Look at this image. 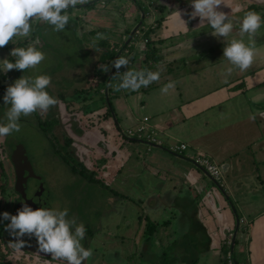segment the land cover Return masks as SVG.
I'll list each match as a JSON object with an SVG mask.
<instances>
[{"label":"crops","instance_id":"obj_1","mask_svg":"<svg viewBox=\"0 0 264 264\" xmlns=\"http://www.w3.org/2000/svg\"><path fill=\"white\" fill-rule=\"evenodd\" d=\"M227 1L225 0V4L219 6L218 10L231 14V8H239L238 12L231 14V20L237 27L243 18L237 19L235 15L241 14L244 17L247 11L244 6L240 8L239 5L237 7L233 2ZM94 2L90 4L91 10L88 13L83 11L81 15H77L67 11L70 15L68 23L73 21L80 24L78 19L86 17L83 21L92 26L87 30L92 44L89 45V50H85L86 54H89L88 59L92 61V72L86 77L87 82L83 88L103 80L106 75L109 76V72L102 71L100 65H109L111 69L110 63L113 60L104 59L103 54L117 52L129 35L126 36L128 25H132L119 11L115 15L102 13L100 6L108 2L107 0ZM96 2H100L99 7H95ZM147 3L152 11L151 21L141 29L140 38L133 37L135 39L124 50V56L129 58L128 69L130 67L134 71H140L145 66L147 70L158 71L160 79L147 86L146 91L145 87H141L137 95L136 92L130 91L129 97L137 98L133 102L126 94L123 95L121 90H116L122 75H115V111L123 120L133 121L135 127L137 122L140 125L143 119L147 118L146 124L155 131L156 139L161 136L163 140H169V144L160 140V146L164 149L147 147L145 153L133 146L132 151L137 152V159L141 160L135 157L134 163H129L128 151L120 148L115 153L108 150L109 146L104 142V138H108L109 143H112L114 131L118 128L117 133L120 132L117 121L113 123L107 118L103 119L102 125L90 122L91 129L84 132H89L87 137L92 140L89 143V139L84 137L83 142L88 139L87 146L93 147L96 162L98 159L105 162V166H102L104 178L111 177L112 180L122 176L121 181L125 182L128 181L127 177H131L130 180L134 179L143 185V193L132 191L131 194H119L123 215L127 205L139 206L132 212L136 215V226L139 230L135 234L138 236V239L135 238L137 249L141 244L142 249L149 246L144 235L146 224L149 222L158 225L156 234L160 233L161 228L168 231L164 245L174 247L172 252L189 257L187 254L193 256L197 253L195 248L200 245L203 252L200 251L201 254L197 255L200 256L195 259L197 264L206 262L203 254H209L206 257L211 261L218 253L222 260L224 255L221 248L226 245L234 231L236 215L238 219L246 222L247 235L244 243L246 242L247 250L240 247V251L245 255L243 260L247 264H264V117H258L257 112L264 101V95L256 97L251 93L264 85V67L259 65L251 75L242 79L241 75L236 78L228 73V65L225 66L228 61L223 58V48L217 52L221 56L219 60L214 57L205 62L206 60L202 59L199 62L201 66L193 68L197 64V57H202L205 52L214 53L211 48L203 51L197 47L198 42L213 37L212 30L202 33V30L210 28V25H200L199 18L189 19V16L184 14L192 11L191 2L145 4ZM80 8L86 9L84 6ZM177 10L181 11V18L187 27L174 15ZM258 11L261 12V9ZM35 24L41 31L47 26L43 22ZM99 34L104 38H99ZM143 39H148L147 45L143 44ZM228 40L229 37L223 38L224 47ZM149 48L155 50V55H146L145 52ZM97 52L99 54H96ZM155 59H158L157 63ZM95 72L101 78H98ZM169 82H174V88L169 89L167 93L162 92L161 89ZM73 91L75 90L71 92ZM241 96H244L243 102ZM77 101L68 100L73 103ZM138 109L141 112L145 109L142 118ZM107 131L112 133L107 134ZM132 143L141 145L136 141ZM182 143L187 145L185 151L179 153L169 150ZM198 154L209 157L217 165L222 175L221 182L213 178L215 183L212 182L211 177H206L193 164L192 159ZM137 163L143 168L139 174L136 172ZM0 177L3 178L1 175ZM4 186L0 184V193ZM220 187L224 193L220 191ZM122 197L126 201H123ZM144 207L148 210L143 209ZM123 238L120 239L122 246ZM189 244H193L195 248ZM103 245L109 249V244ZM92 250V255H97L96 249ZM36 254V264H67L63 260H52L50 255L40 254L38 251ZM135 255H140V252L137 250ZM155 261L157 260L153 257L151 261L145 260L148 264H155ZM189 261L182 258L178 264H186Z\"/></svg>","mask_w":264,"mask_h":264},{"label":"rangeland","instance_id":"obj_2","mask_svg":"<svg viewBox=\"0 0 264 264\" xmlns=\"http://www.w3.org/2000/svg\"><path fill=\"white\" fill-rule=\"evenodd\" d=\"M107 1L108 2L103 3V6H100V2H96L95 7L100 6L102 8L101 12L105 15H112V13L113 15H115V13H117L118 11L123 14L127 22L129 21V23H132V25L134 24L133 26L128 25V32H131L134 26L139 21L140 11L145 14L142 25L145 26L150 23L152 18V11L148 3L145 4L146 2H153V4L155 5L159 4L160 2H191V0H141L137 2L136 5L133 0ZM236 3L237 2H234L233 5H235ZM250 9L251 11L255 12L256 9H261V12L263 13V23L258 29L254 40L250 41L247 35L243 37V42L245 43V45L254 48L255 56L253 63L244 72H241L238 68H235L233 65H231L229 61L226 62L225 65H228V69L232 68V71L230 73L228 72L229 74L235 75L236 78L241 75V79L243 77H247V75H251L252 73H254L255 71L253 70L259 68V65L264 67V5L261 8L257 6H252ZM68 10L72 11V14L81 15L83 11H87L88 13V11L91 9H81L79 6L75 8L70 7ZM94 10L97 11L96 8ZM85 18L86 17H84L83 19ZM235 18L240 19L243 17L241 14H236ZM83 19H78L80 20V24L75 23L73 21L72 23L69 22L66 25L64 31L62 32L53 31V26L47 24L46 28L40 31L43 40V47L38 48L39 51H42L45 54V59L35 69L29 68L25 71L13 69L7 72L8 77L5 81L0 78V87L2 86V88H4V91L6 92L7 87L14 84V82L22 76L32 78H35L39 75L50 76L51 83L47 87L46 91L49 93L50 96L56 98L58 101V103L55 106L50 107L47 112L37 111V113L41 117V120L47 123V126L43 127L42 129H39V127H37V121L39 122V120L33 113L29 116L22 115L19 119L20 130L18 132L14 131L7 137L0 138V148L4 150V153L6 154L9 160L4 161V167L6 168L7 173V180H4V178L0 177V184L5 185L2 188V193H0V264H36L38 262V259L36 260L34 256L36 252H31V255H25V253H17L13 250V248L10 246V239L8 238L7 231L5 230V225L9 221L2 219V213H13L11 211L13 209V206L10 201L13 202L17 198V193L14 191L13 187L15 177L13 176L12 163L10 161V158L14 149L19 146L22 147V149L24 150L25 156L27 157L28 161L31 162L35 173L40 176L39 178L41 180V182H38V179H36L34 176H31V179L29 178L30 180L28 183V188L31 190H35L36 192L38 191V184H40L39 194L37 195V197L41 195L40 197L42 201L44 200L45 202H47V204L50 205L51 209H67L68 219L75 218L77 224L82 223L85 226L86 233L84 239L81 240V244L85 249L92 250V248H95L97 255H92L90 258L85 260L83 264H148L145 262V260L147 259L148 261H151L152 257L154 258V260H157L155 261V264H160L162 253L165 252V247H168L164 245L166 243L165 236L168 231L161 228L159 229L160 233L155 235V239L152 238L150 240L148 244L149 246H145V248L142 249L143 246L141 244L137 249L136 239H138V236H135V234L138 229L136 226V215L132 212L138 209L139 206L135 207L133 205H127V207L124 208L126 209L124 211V215L121 212V208L123 209V207L120 206L121 196L119 194H131L132 191H139L143 193L144 188L142 184L135 181L134 179L130 180L131 177H127L128 181L125 182L121 181L122 176H119L118 178H114L112 180L110 179L111 177L107 179L104 178L102 173V166H105V162H103L102 160L97 161V163L95 164L98 165V167L95 168L100 169V171H96L95 169L90 168L91 172L95 175V178L99 181H102L101 184L99 182H96L97 184H93L89 181H85L84 179L77 178L76 176L72 175L71 172L67 169V167L62 163V161H60L59 156L57 157V150L63 147V143H60L62 140L58 142V139L55 136L52 137L51 140H53V143H56V146L50 143V133H57V130H59V127L62 124V122L57 116L52 117L53 115H55V110H58L57 114L59 115V111H62V109L64 108V106L62 105V101H67L65 102V106L66 110L69 111L70 109L74 108L75 104L72 102H68V100L73 101L75 99L78 100L79 98H84L86 101V105L83 108L81 106L82 111H80V115L85 114L86 111H91L94 108L99 109L100 107L107 106L105 96H103V98L101 99L100 95L98 93H95L94 89H92L91 91L84 92L83 95L79 94V98H74V96L76 95V91L82 89L86 90V88H83V86L87 82V80L85 81V79L92 72L90 70L92 61L88 59L89 54H86L85 52V50H89V45L92 44L89 38V33L87 32V30L89 31V28H92V26H90L89 23L84 22ZM34 26L37 27L35 22H33L32 28H34ZM141 29L142 26L138 29L137 32V36H139V38L142 32ZM208 30L211 31V27L208 29L204 28L202 30V33H207ZM20 38L21 37H13V39L5 47L0 48V64L3 62L4 59H11V62H15L16 58L10 55L13 48H26L29 46L26 44L23 45L24 41H19ZM223 38L224 37L213 36L208 38V40L198 42L197 44L201 46L199 47L197 45L198 49L202 48V50L205 51L208 48H211L213 49L214 53L211 54L205 52L203 53L202 57H197V64L193 68L197 69L199 66H201L199 62L202 59H205V62H208L207 59H211L214 57L216 60H219L221 56L217 54V52L218 50L224 48ZM229 38L230 40L233 38L241 39L239 37L238 24L237 27L234 26L232 32L229 35ZM97 40L98 39H96V41ZM230 40H228V43L230 42ZM32 43H34V41ZM96 54H99V52H97ZM124 55L125 54L123 53L122 56ZM218 66L216 67V70H218ZM2 67L3 64L0 66V68ZM145 69V66H143V70ZM122 70L123 71L121 75L123 74V72L132 69L130 67L129 69L124 67L122 68ZM0 74H5V72L0 71ZM94 74H97L96 76L98 78H101L97 72H95ZM100 82H103V80L100 79ZM114 84V81H112V83L110 84V92L108 98L111 107L113 108V114L115 117L114 119L117 121L120 132L117 133L118 128L114 131V141L112 143H109L108 138H104V142H106L109 146L108 150H112L115 153L119 151L120 148L128 151L130 153L129 163H134V158L136 157L137 159V152H134V150L132 151V147L136 146L137 148H139V150H141L142 153H145V151L147 150V146L145 147L137 145V143H132L137 141L138 139L126 136L121 132V130L124 131L128 128L135 129L136 127L133 121L123 120L119 117V115H117L115 111L116 101L113 97V92L115 90L113 86ZM145 88L143 89L148 90L147 87ZM141 89L142 88H140L138 91H135V94L137 95V93H140ZM72 90L75 91L71 92ZM5 92L4 94L0 92V125L7 123L5 113L10 107V105H5L4 103L3 97L5 95ZM121 92L123 95L126 94L129 100H132L133 102L137 100V98L134 99L132 97H129L131 94L130 90L121 89ZM251 93L253 95L255 94L256 97L258 95H264V85L262 86V88L260 87L257 90L251 91ZM243 98L244 96L240 97L241 101ZM89 99H91V101ZM254 104L256 105V103ZM256 106L258 107L259 105ZM260 106L261 107L257 110L259 114L258 117L263 118L264 116H262V112H264V101L261 103ZM49 111H52V113H49L48 115ZM138 112L140 118H142V116L145 114V109L144 112H141L138 109ZM73 114L74 113H71V115ZM107 119L108 121H110L111 119L113 123L115 122L114 119L111 117H107ZM77 122L79 123V121ZM80 125L82 129L86 127L84 123H81ZM99 125H102V122L99 123ZM138 125L139 123L137 122L136 126ZM87 129L91 128H85V130ZM111 133V131H107V134ZM87 134H89V132L86 134L82 133L81 135L76 134V137L83 136L85 138H88L90 143L92 138L87 137ZM88 139L85 140V144H83V146L80 143L79 145L82 147V149H85L86 147V152L89 155V161L92 162L95 161L94 157H91L93 156L94 152H92L93 147L87 146V144H89L87 143ZM157 140L159 142L162 141L164 144H169V140H163L161 136L160 138H157ZM95 150L97 149L95 148ZM76 154H78V151L76 152ZM167 156L168 155H166V157ZM141 170H143L142 166L137 163V174H139ZM144 179L145 181L147 180V178ZM115 192L117 193L116 195ZM35 200L38 199L36 198ZM124 200L125 198H123V201ZM10 206L11 210H9ZM118 208H120V210ZM143 209L147 208L144 207ZM142 210L140 209V211ZM246 235L247 234L245 230H241V234L238 232L236 237V244L234 247L235 259L237 262H241V264H244L245 261L243 260L244 253L240 251V247L245 248V250H247L246 242L244 243V238L246 237ZM122 238L124 242L123 246L120 245V239ZM23 240L25 241L26 246L27 244H31L29 245V248L33 251H36L35 247L37 246V242L35 237L28 239L26 235L23 237ZM104 243L109 244V249L103 245ZM110 244H112V247H110ZM144 245L147 244L144 243ZM189 245L194 247L193 244ZM201 247L202 246L200 245L198 246V248L194 247L195 251L197 250V253L195 252L194 254L193 252V256L188 253L187 255H189V257H185L184 255L179 254V252H177V254L175 253L178 259L174 257V261L172 262H175L174 264H178V261L180 259L182 260V258H185L186 260H190V258H192V260L199 258L200 256L197 255L203 252V250L200 249ZM137 250L140 252V255L136 256L135 252ZM115 253H118V255ZM111 254L112 256H110ZM203 255L205 256L206 262L204 261L205 263L201 264H224L223 260H221L218 253L216 254V256L211 258V261L208 260L210 259L209 257H206L209 256V254Z\"/></svg>","mask_w":264,"mask_h":264},{"label":"clouds","instance_id":"obj_3","mask_svg":"<svg viewBox=\"0 0 264 264\" xmlns=\"http://www.w3.org/2000/svg\"><path fill=\"white\" fill-rule=\"evenodd\" d=\"M94 1L96 0L92 2ZM90 3L89 0H0V48L5 47L13 37H30L33 22H43L53 26V31L62 32L69 21L67 10L70 7L75 8ZM222 4H225L224 0H191L192 11L184 14L188 15L189 19L199 18L200 25H210L213 36L227 38L234 28L231 14L240 9L231 8V14H226L218 10ZM174 15L187 27L186 22L181 18V11H174ZM261 24L262 17L259 13L246 12L242 21L238 23L241 39H231L223 49V58H226L241 72L246 71L252 65L255 56L254 48L246 46L243 37L247 35L249 40L253 41ZM141 26L143 29L144 26ZM99 38L104 37L99 34ZM144 40H142L143 44L147 45L148 39L146 43ZM40 44L41 41L37 38L26 48H13L10 55L16 58L15 62L4 59L0 71L6 73L13 69L20 71L35 69L45 59V54L37 48ZM123 53L124 51L110 63L111 67L117 70L118 76H120L121 67L128 69L129 65V58L122 56ZM100 68L104 72L110 71L109 65H100ZM228 71L230 73L232 68ZM120 78L121 82L116 87L117 91L123 89L135 92L141 87H147L159 81L160 73L147 69L127 70ZM50 83L51 77L47 75H39L35 78L22 76L7 87L3 100L5 105H10V107L5 113L7 123L0 125V138L20 130L19 119L22 115L29 116L37 111L47 112L50 107L58 103L57 99L46 91ZM171 88H174V82H169L161 91L167 93ZM67 217V209L41 207L33 210L27 204H24L16 215L8 212L2 213V219L10 221L5 225V230L15 238V242H10L15 252L18 253L23 249L25 241L22 237L27 235L29 238L35 237L38 252L50 254L52 260H63L67 264H83L93 254L91 249H85L81 244L86 233L85 226L82 223L77 224L75 218L68 219Z\"/></svg>","mask_w":264,"mask_h":264},{"label":"flooded vegetation","instance_id":"obj_4","mask_svg":"<svg viewBox=\"0 0 264 264\" xmlns=\"http://www.w3.org/2000/svg\"><path fill=\"white\" fill-rule=\"evenodd\" d=\"M224 2H225V0H224ZM227 2H231V3L232 2L233 3L237 2L235 5H237V7L239 5L240 8H242L244 6V8L246 9L247 12L251 11L250 8L252 6H257V7L261 8L264 5V0H228ZM256 11L258 13H260V15L262 17V12L258 11L257 9H256ZM85 102H86L85 100H79L76 103L74 102V104H75L74 108H72V109L69 108L70 110L69 111L67 110V112H65V111L62 112L61 111L59 113V115L55 114L54 116H52V117L57 116L60 119V121L62 122V124H64V125L61 124V126L59 127V130H57V133L56 132H52V133H50V137H49L50 143L52 145H54V146H56V143H53V140H51L52 137L56 136L57 139H58V142H60V140H62L60 143H63V147H61V148H59L57 150L58 151L57 157L59 156L60 161H62V163L67 167V169L71 172L72 175L76 176L77 178H81V179H83V177H81L78 174H74L73 170H72L73 168H77L78 169L80 167L78 165L84 166L86 168V170H88V172H91L90 168H93L96 171H100V169H96L98 167V165H95L97 163L96 161H92V162L89 161V155L86 152L85 145H84L85 149H82V147L79 145V143L82 144V146H83V144H85V142H82L84 137L83 136L82 137H80V136L76 137V134H79V135H81L82 133L85 134V132L82 129L79 128V126L76 124V121H75L76 120L75 116L79 115V111L86 105ZM90 103H92V102H90ZM81 106H82V108H81ZM77 108L79 109V111L77 110ZM71 113H74V114L71 115ZM82 115H83L82 116L83 119L84 118L85 119H89L90 122L97 123L98 125H99V123L103 122V119H106L103 116L102 107H100L99 109L94 108L91 111H86L85 114H82ZM52 117H50V118H52ZM71 117H72V121H71ZM66 138L71 140L69 145H65V141L64 140ZM77 151H78V154H76ZM92 152H91V155H92ZM24 156H25V152H24ZM93 157H94V160H95V157H96L95 153L93 154ZM25 158L27 159L26 156H25ZM65 159H68L69 164H67L64 161ZM27 161H28V159H27ZM98 161H99V159H98ZM28 162H29V164L31 166V169L33 171V176L36 179H38V182H41V180L39 178L40 176H38L35 173L34 168L31 165V162L30 161H28ZM74 163H76L77 165L74 164ZM93 164H94V167H93ZM12 171H13V176L15 177V171H14L13 165H12ZM27 174H28L27 172H24V176L27 177V182L24 185L25 199H26V201L29 200L32 203L31 204L29 202L26 203V201L22 200L21 196L17 193V198L13 202L10 201L12 206H13V209L11 210V206H10L9 210H11L14 213V211L16 210L17 205L20 202H21L20 209L23 207L24 204H27L30 207H34L36 205V206H39L40 208L43 207V208L51 209L50 205L47 204V202H45L44 200H43L44 202L42 201V199L40 197L41 195L37 197V195L39 194L40 184H38V191H36V192H35V190H31V189L28 188V183H29V180L31 179V177H28ZM15 181H16V177H15ZM15 181H14V184H15ZM36 198L38 200H35ZM13 213H12V215H13ZM8 223H10V221ZM7 235H8V238L10 239V242H15V241L11 240V237H10V234H9L8 231H7ZM27 238L30 239L28 236H27ZM22 239H23V237H22ZM29 245H31V244H27V246L25 245L23 247V249L19 253H25V255H26L29 252L31 253V252H37L38 251V245L35 247L36 251L31 250L29 248ZM44 255H50V254H44Z\"/></svg>","mask_w":264,"mask_h":264},{"label":"trees","instance_id":"obj_5","mask_svg":"<svg viewBox=\"0 0 264 264\" xmlns=\"http://www.w3.org/2000/svg\"><path fill=\"white\" fill-rule=\"evenodd\" d=\"M85 8H91L90 7V5L89 4H87V5H85ZM41 30H40V28H37V27H35L34 26V28H33V30H32V32H31V35H30V37H28V38H20L19 39V41H24V43H23V45H30L33 41L35 42V40L37 39V38H39L40 39V41H41V46L43 47V40H42V37H41V32H40ZM129 34V32H126V36ZM29 41H31V42H29ZM40 45H38V46H40ZM37 48H41V47H37ZM116 53L117 52H111L110 54H108V55H105V54H103V57H105L104 59H108L109 61H112L113 59H114V57H115V55H116ZM146 55H155V50L154 49H148L146 52ZM159 58V57H158ZM9 61H11V59H8ZM155 62L157 63L158 62V59H155ZM155 63V64H156ZM3 64V62L0 64V66ZM114 76H115V74L114 75H112V77H111V79H110V81H109V87H110V84L112 83V81H113V78H114ZM7 77H8V73L6 72L5 74H0V78L3 80V81H5L6 79H7ZM107 78H108V75H106L105 77H104V79H103V82H100V81H96L95 83H94V85H91V86H89V87H87L86 88V90H79V91H76V98H79V94L80 95H83L84 94V92H87V91H91L92 89H94V91H95V93H98L99 95H100V97H101V99L103 98V96H105V92H104V89H105V86H106V82H107ZM109 87H108V96H109V92H110V90H109ZM2 86L0 87V92L2 93V94H4V88H2ZM146 91V90H145ZM79 100H85L84 98L83 99H78V101ZM90 101H91V99H89ZM108 100H109V98H108ZM63 106H64V108L62 109V112H67V110H66V106H65V103L63 102V104H62ZM108 106H110L111 107V104H110V101L108 102V104H107V106H104V108H103V116L105 117V118H107V117H111V115H110V113H111V111H113V108L111 107H108ZM68 108V107H67ZM77 110L79 111V109L77 108ZM80 111H82V109L80 110ZM80 111H79V115H77V116H75L76 117V124L79 126V128L80 129H82L81 128V123H84L85 124V128H88V127H91V123H90V120L89 119H83L82 118V116L83 115H80ZM57 112H58V110H55V114H57ZM61 111H59V113H60ZM49 113H52V111H49L48 112V115H49ZM34 115H36V117H37V119L39 120V122L37 121V127H39V129H42L43 127H45V126H47V123H45V122H43V120H41V117H40V115L37 113V112H34L33 113ZM53 115V114H52ZM51 115V116H52ZM54 116V115H53ZM80 117V118H79ZM77 121H79V123L77 122ZM95 124V123H94ZM62 125H64V124H62ZM85 128L84 129H82L83 131H85ZM65 141V145H69L70 144V142H71V140H69V139H65L64 140ZM5 160H7V161H9L8 160V158H7V156H6V154L4 153V150L3 149H1L0 148V174H1V176L4 178V180H7V173H6V168L4 167V161ZM67 164H69V161H68V159H65L64 160ZM78 166H80L78 169L77 168H73L72 170H73V173L74 174H78V175H80L81 177H83V179L85 180V181H89L90 183H93V184H97L98 182L101 184L102 183V181L100 180H97L96 178H95V175L92 173V172H88V170H86V168L84 167V166H82V165H78ZM97 182V183H96ZM2 187V186H1ZM157 229H158V225H156V224H152V223H147L146 224V229H145V231H144V235H145V238H146V241L147 242H150V240L152 239V238H154L153 236L156 234V232H157ZM241 230H245V229H242L241 228ZM241 230H240V232H241ZM235 244H236V240H235V242H234V247H235ZM165 252H163L162 253V258L160 259V264H174L175 262H172V261H174L173 260V258L174 257H176V255H175V252H172L173 250H174V247H172V246H168V247H166L165 249ZM172 253H171V252ZM221 251H222V253H223V255H224V257H223V263L224 264H227V262H226V259H225V255H226V253L228 252V251H230V248L229 247H227L226 245L225 246H223L222 248H221ZM231 255L233 256V258H234V262H236V264H238V262L236 261V259H235V256H234V250H233V252H231ZM177 258V257H176ZM178 259V258H177ZM192 258H190V261L188 262V263H186V264H197V262H196V260H192ZM182 260L180 259L179 260V262H181ZM8 264V263H7Z\"/></svg>","mask_w":264,"mask_h":264},{"label":"water","instance_id":"obj_6","mask_svg":"<svg viewBox=\"0 0 264 264\" xmlns=\"http://www.w3.org/2000/svg\"><path fill=\"white\" fill-rule=\"evenodd\" d=\"M134 3L137 5V2L135 0H133ZM92 3V2H91ZM90 3V4H91ZM95 3V2H93ZM89 4V5H90ZM85 7V5H82ZM140 10V9H139ZM144 16L145 14L140 11V18H139V21L137 22V24L134 26V28L132 29V31L129 33V35L127 36V38L125 39L122 47L117 51L113 61H115L119 56L120 54L125 50V48L127 47V45L130 43V41L132 40V38L135 36L137 30L141 27L142 25V22L144 20ZM112 61V62H113ZM114 74V67H111L110 71H109V76H108V79H107V82H106V86H105V89H104V92H105V99H106V103L108 104L109 100H108V83L112 77V75ZM110 107V106H108ZM111 108V107H110ZM111 115V118H115L114 117V114H113V111H111L110 113ZM115 121V119H114ZM135 141V140H133ZM136 142L140 143L141 145H144V146H147V147H152V148H158V149H164L162 148L160 145H157V144H153L151 142H148V141H143V140H137ZM10 161L14 167V171H15V177H16V181H15V184H14V191L16 193H18L20 196H21V199L26 201L25 199V190H24V185L26 184L27 182V177L24 176V172H27V176L28 177H31L33 176V171L31 169V166L29 164V162L27 161V159L25 158L24 156V150L22 149V147H16L14 149V151L12 152V155H11V158H10ZM206 177H209L210 176L206 173V171L198 166L197 164L193 163ZM210 180H212V182H214V180L212 178H210ZM215 183V182H214ZM222 190V191H221ZM220 191L224 193V190L222 189V187H220ZM32 203L31 201L27 200L26 203ZM229 202V201H228ZM24 203V202H23ZM229 205L231 206L232 210L234 211L231 203L229 202ZM20 206H21V202L17 205L16 207V210L14 211V215L17 214V211L20 209ZM34 206V205H33ZM33 210L35 209H38L40 208L39 206H34L32 207ZM239 232V219L238 217L235 215V227H234V231L231 235V245H230V251L233 252L234 250V242L236 240V237H237V234ZM11 240L12 241H15V238L13 236H11Z\"/></svg>","mask_w":264,"mask_h":264},{"label":"built area","instance_id":"obj_7","mask_svg":"<svg viewBox=\"0 0 264 264\" xmlns=\"http://www.w3.org/2000/svg\"><path fill=\"white\" fill-rule=\"evenodd\" d=\"M93 0H89V2H91ZM136 2H139L141 0H135ZM147 40H144V43H146ZM122 68H124L123 66L121 67L120 74L122 73ZM114 74L117 75V70L114 68ZM147 122V118H144L142 123L140 125H138L135 129H129L126 132H124L123 134L132 138H137L140 140H145L148 142H151L153 144H157L160 145V142L156 139V133L155 131L151 130L148 125L146 124ZM187 149V145L185 144H178V145H174L173 147L169 148L170 151L172 152H183ZM194 161L195 164H197L198 166L202 167L206 173L213 178L214 180L221 182L222 181V175L221 172L219 170V168L217 167V165L215 163H213L209 157L205 156V155H196L194 157V159H192ZM246 226V222L243 219L239 220V228L241 229H245ZM231 245V236L228 238L227 242H226V246L230 248ZM225 259L227 264H236V262H234V258L231 255V251H228L225 255ZM241 264V263H240ZM247 264V263H244Z\"/></svg>","mask_w":264,"mask_h":264}]
</instances>
